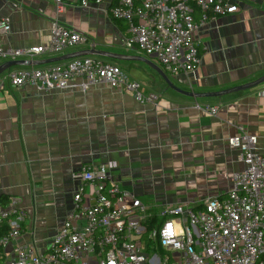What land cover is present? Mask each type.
<instances>
[{"label": "crops", "instance_id": "0c3cea01", "mask_svg": "<svg viewBox=\"0 0 264 264\" xmlns=\"http://www.w3.org/2000/svg\"><path fill=\"white\" fill-rule=\"evenodd\" d=\"M88 1L66 0L59 14L55 0H0V19L9 18L12 27L0 40L32 47L49 40L53 22L59 21L88 41L33 60L91 49L144 57L175 86L193 93L218 92L264 76V0H236L238 11L210 19L195 33L202 58L195 75H173L156 57L127 47L128 23L110 12L117 0ZM91 56L120 66L159 98L142 103L133 91L106 82L87 91H40L32 84L1 82L11 70L69 58L12 66L0 75V210L14 203L23 212L19 236L0 249L1 264H12L21 245L48 251L73 207L80 185L74 173L85 164L110 165L112 178L158 215L177 205L203 209L206 199L228 192L232 173L243 166L229 137L255 134L257 151L264 154V83L195 97L173 89L140 59ZM208 106L217 107L216 113Z\"/></svg>", "mask_w": 264, "mask_h": 264}, {"label": "built area", "instance_id": "2783aa9c", "mask_svg": "<svg viewBox=\"0 0 264 264\" xmlns=\"http://www.w3.org/2000/svg\"><path fill=\"white\" fill-rule=\"evenodd\" d=\"M65 1L55 0L59 14ZM239 9L236 0H117L110 12L128 23L127 47L156 57L173 75H195L202 60L195 33L210 19ZM11 29L9 18L0 19V35ZM87 41L88 36L54 21L51 38L41 44L15 47L0 40V61L33 60ZM4 79L17 87L32 84L40 91H87L106 82L133 91L142 103L159 98L155 92L146 93L120 66L91 55L44 68H17L1 79L2 84ZM228 143L238 150L243 166L232 173L225 195L209 197L198 210L177 205L153 215L112 178L110 165H83L74 173L80 185L73 207L48 251L21 245L12 264H264V154L257 151L255 134L234 135ZM22 217L14 203L0 210V224L5 221L11 227L0 235V249L19 236Z\"/></svg>", "mask_w": 264, "mask_h": 264}, {"label": "water", "instance_id": "95a60500", "mask_svg": "<svg viewBox=\"0 0 264 264\" xmlns=\"http://www.w3.org/2000/svg\"><path fill=\"white\" fill-rule=\"evenodd\" d=\"M87 55H101V56H107V57H115V58H121V59H132V58H136V59H140L142 61L147 62L148 64L152 65L154 68H156L161 74L162 76L166 79V81L169 83V85L183 93L189 96H195V97H201V96H219V95H224V94H228L231 92H237V91H242V90H247L250 88H254L262 83H264V76L259 77L258 79L239 85V86H235L226 90H222V91H218V92H212V93H193L190 91H186L183 89L178 88L177 86H175L171 80L169 79V77L166 75V73L162 70V68L160 66H158L157 64H155L154 62H152L151 60L144 58V57H130V56H125V55H119V54H115V53H110L107 51H103V50H96V49H91V50H86V51H78V52H74V53H70L67 55H63L60 57H54L51 59H46V60H24V59H16V60H8L4 63H2L0 65V75L2 73H4L7 69H10L12 66H17V65H41V64H45V63H49V62H56V61H60V60H65V59H70V58H74V57H80V56H87Z\"/></svg>", "mask_w": 264, "mask_h": 264}, {"label": "trees", "instance_id": "16d2710c", "mask_svg": "<svg viewBox=\"0 0 264 264\" xmlns=\"http://www.w3.org/2000/svg\"><path fill=\"white\" fill-rule=\"evenodd\" d=\"M93 1H97V0H93ZM3 199H6V197H4ZM10 229H11L10 225L4 221L3 223L0 224V235L8 233ZM2 262L3 261L0 259V264Z\"/></svg>", "mask_w": 264, "mask_h": 264}]
</instances>
